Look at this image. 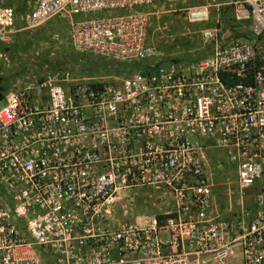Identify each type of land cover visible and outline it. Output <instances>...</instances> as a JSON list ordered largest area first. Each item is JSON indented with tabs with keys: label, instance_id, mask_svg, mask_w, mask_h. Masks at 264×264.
I'll return each instance as SVG.
<instances>
[{
	"label": "built area",
	"instance_id": "2783aa9c",
	"mask_svg": "<svg viewBox=\"0 0 264 264\" xmlns=\"http://www.w3.org/2000/svg\"><path fill=\"white\" fill-rule=\"evenodd\" d=\"M175 1L37 0L26 12L25 29L60 22L78 53L142 68L57 70L7 95L0 264H264V0L179 9L207 25L197 60L154 63L152 19ZM22 30L0 0V85ZM214 161L237 178L228 218ZM141 204L153 211L135 217Z\"/></svg>",
	"mask_w": 264,
	"mask_h": 264
},
{
	"label": "rangeland",
	"instance_id": "374dc122",
	"mask_svg": "<svg viewBox=\"0 0 264 264\" xmlns=\"http://www.w3.org/2000/svg\"><path fill=\"white\" fill-rule=\"evenodd\" d=\"M5 1L7 6L15 10L19 28L23 29L15 37L10 59L2 70L0 88L7 92V95L34 86L46 75L57 70H70L82 78L109 79L115 76L123 77L125 74L123 70L129 69L128 65L117 69L118 65L113 62H97L89 55L75 51L68 30L63 23L55 22L36 31L25 29L23 18L37 0ZM196 2V0L175 1L165 7L169 12L152 19V44L158 50L154 63L174 59L189 64L197 60L198 51L202 47L201 30L207 25L188 26L177 12ZM172 10L176 12L172 13ZM160 27L163 28V32L160 31ZM171 33L177 34L176 38L170 39L169 34ZM5 105V101L0 102V111ZM213 164L215 209L218 215L228 218L239 210L240 193L237 188V178L223 163L214 161ZM152 211L151 206L141 204L135 208L134 216L148 214Z\"/></svg>",
	"mask_w": 264,
	"mask_h": 264
},
{
	"label": "trees",
	"instance_id": "16d2710c",
	"mask_svg": "<svg viewBox=\"0 0 264 264\" xmlns=\"http://www.w3.org/2000/svg\"><path fill=\"white\" fill-rule=\"evenodd\" d=\"M117 67H118L117 69L123 68V66H120V65H118ZM128 67H129L128 70H123L125 74H131L133 72H138L142 68V66H137V65H129ZM6 97H7V92L3 91L2 88H0V102L5 101Z\"/></svg>",
	"mask_w": 264,
	"mask_h": 264
}]
</instances>
